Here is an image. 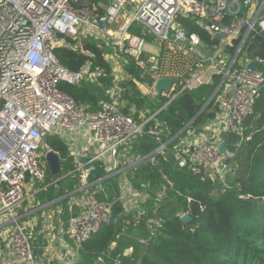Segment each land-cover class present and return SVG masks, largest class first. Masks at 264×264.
Listing matches in <instances>:
<instances>
[{"label":"built area","instance_id":"built-area-1","mask_svg":"<svg viewBox=\"0 0 264 264\" xmlns=\"http://www.w3.org/2000/svg\"><path fill=\"white\" fill-rule=\"evenodd\" d=\"M75 1L0 0V264H57L46 263L37 254L34 217H26L32 209L24 208L26 200L47 185L40 184L46 179V153L53 150L45 142L49 134L68 145L74 168L66 175L77 178L69 193L66 229L76 251L61 263L68 264L79 259L82 242L113 216V202L98 197L103 179L97 176L98 162L106 177H117L123 213L136 222L144 220L153 233L164 218L149 215L140 205L148 204L149 195L133 183L131 170L143 159L133 150L134 143L148 134L157 142L151 154H163L178 168L227 184V171L234 169L226 162L231 153L220 151L221 133L246 135L243 120L264 86V58L245 57L242 52L252 31H264V0H103L91 8ZM180 17L194 19L213 41L188 32ZM217 33L224 38H216ZM86 34L98 36V46L105 43L113 49L106 55L114 72L109 98L95 110L77 104L58 86L60 80L72 84L97 80L100 70L92 69L90 62L72 71L55 53L65 37L79 39ZM126 54L134 73L127 69ZM252 61L254 68L249 67ZM163 77L174 80L159 91L156 83ZM125 79L133 80L143 95L157 103L154 112L139 117L124 112ZM216 80L212 95L194 118L215 102L214 116L199 131L182 134L193 118L171 134L158 113L184 91ZM166 180L157 191L162 199L168 182L171 185ZM28 182L33 183V191Z\"/></svg>","mask_w":264,"mask_h":264},{"label":"trees","instance_id":"trees-1","mask_svg":"<svg viewBox=\"0 0 264 264\" xmlns=\"http://www.w3.org/2000/svg\"><path fill=\"white\" fill-rule=\"evenodd\" d=\"M100 1L103 0H76L75 3L91 8ZM180 20L188 32H197L204 41H213L194 19L180 17ZM98 41L99 37L92 34L79 39L67 36L64 42L55 46L59 61L67 69L79 70L88 61L92 69L100 70L94 81L81 80L75 84L64 80L58 82L60 89L77 104L90 110L97 109L102 100L109 98L108 90L114 81L113 68L106 57L113 49L105 43L98 46ZM84 50L92 54L88 55ZM242 52L245 57L264 58V31H252ZM125 57L128 60L127 69L134 73L131 56L126 54ZM216 83L217 80L184 91L167 110L158 113L159 120L164 122L171 134L182 130L194 118L212 95ZM123 84L128 87L124 93V112L139 117L140 114L154 112L158 107L157 103L143 95L133 80L125 79ZM215 109L214 102L213 108L195 117L182 134L190 130L199 131L203 123L214 116ZM243 124L247 127L243 137L226 131L221 133L227 143V151L231 153L229 166L234 169L227 184L219 178L194 173L187 167L178 168L163 154H151L157 142L148 134L134 143L133 150L143 159L131 170L133 183L136 188L148 192V214H159L164 218L153 233L144 220L136 222L131 214L123 213V203L117 200L120 194L117 177H106L105 168L98 162L97 176L103 178L98 197L113 202L112 214L116 221L104 222L97 232L82 242L75 264H94L110 251L113 255L121 252L119 263H114L112 256L107 264H264V86L253 111L244 118ZM45 142L60 158L62 178L54 180L47 166L46 179L40 184H47L43 190L47 198L42 201L66 195L68 189L63 177L74 168L69 147L58 135L49 134ZM66 177L71 180L70 186L74 187L76 176ZM166 178L171 185L168 182L162 199L157 191L167 181ZM60 200L65 227L70 214L69 197L64 196ZM184 212L190 216L186 222L181 217ZM141 237L150 240L143 243L139 240ZM39 239L42 238H35L36 245H40ZM129 247L131 252L124 254Z\"/></svg>","mask_w":264,"mask_h":264},{"label":"crops","instance_id":"crops-1","mask_svg":"<svg viewBox=\"0 0 264 264\" xmlns=\"http://www.w3.org/2000/svg\"><path fill=\"white\" fill-rule=\"evenodd\" d=\"M67 175H64V177H66ZM71 176V175H70ZM63 177V178H64ZM62 178V176L60 177ZM58 178V179H60ZM55 180V179H54ZM28 184L31 186L33 185L32 182H28ZM37 183L34 186V189L37 188ZM32 189H30L31 191H33V186H31ZM73 187V186H72ZM72 187L69 186L68 192L66 193V195L60 196V197H56L54 199L51 200H47V201H42L41 203L38 205H34L32 206V210L28 211V214L26 217H31L33 218L35 214H39L40 212L43 211V213L41 215H43V217L41 218H33L32 220L34 221V225L33 226H37V225H41V224H57V225H61L63 228L62 231H60V229H58L57 231L60 234H48L50 235V237L46 238L48 235L45 232V229L43 228L42 230H40V232L42 231L44 234V238H42L40 240V245H36L35 241H33L34 245L36 246V252L38 255H41V258L46 262V263H57V264H61L63 262H65L66 259H69L70 257L73 258V252L72 251H76L71 244H69V247L67 246L66 242L63 239V231H65L64 235L67 237V239L71 242L70 238L67 236L66 234V229H67V225H68V220L66 223V226L64 227V221L62 219V205L63 203H61V198L64 196L69 197V193L72 190ZM46 187H43L41 190L35 192V194L33 196H35L36 194H39L40 192H42ZM70 201V198H69ZM69 201H68V205H69ZM53 205H55V207H53ZM53 207V208H51ZM25 208V207H24ZM51 208V210H50ZM26 209V208H25ZM29 210V209H27ZM47 210H48V215H47ZM43 218V220H41ZM38 236H41L40 233H38ZM43 236V235H42ZM46 236V237H45ZM36 236L34 237L35 240ZM58 243L57 245L55 243ZM114 245V244H113ZM76 261H72L69 262L68 264H75Z\"/></svg>","mask_w":264,"mask_h":264},{"label":"rangeland","instance_id":"rangeland-1","mask_svg":"<svg viewBox=\"0 0 264 264\" xmlns=\"http://www.w3.org/2000/svg\"><path fill=\"white\" fill-rule=\"evenodd\" d=\"M112 61L114 62L115 70L119 71V64H118V62L115 59H112ZM226 175H227L226 178H225L226 179V182H229V180L231 178L229 171H227V174ZM63 181H64L65 186L67 188L71 185V180L69 178H67V177L65 178L64 177V180ZM37 184L39 185L40 183L37 182ZM42 194H44V195H42ZM45 198H47L46 197V193H45V191H42L39 194H36L35 196H32L28 200H26V202L24 204V207L26 209H30V208H32V206L40 204L41 203V200L42 199L44 200ZM140 205L143 208L149 207L148 204L145 205V201L144 202H140ZM53 207H55V205H53ZM53 207H51V208H53ZM51 208H50V210H51ZM42 213H43V211L40 212L39 214H35L34 215V218H38L39 219V218L43 217V215H41ZM48 214L49 213H48V210H47V215ZM41 220H43V218ZM43 228L45 229V232L48 235V234H60L61 232L59 233L57 230L60 229V231H62L61 228H63V227L61 225L52 224V223H49V224H41V225L33 226L34 236L44 238L43 232L42 231L40 232V230H42ZM38 233H40L41 236H38ZM64 233H65V231H63V239H64V241L67 244H72L67 239V237L64 235ZM48 237H50V235H48L46 238H48ZM55 244L57 245L58 243L56 242ZM120 253L121 252H119V253L116 252L113 255V253L110 251V252H108L107 255H103L102 258L97 259L94 264H107V263H109L111 261L112 256H113L112 259H113L114 263H119ZM122 253H123V251H122ZM39 256L41 257V255H39Z\"/></svg>","mask_w":264,"mask_h":264},{"label":"water","instance_id":"water-1","mask_svg":"<svg viewBox=\"0 0 264 264\" xmlns=\"http://www.w3.org/2000/svg\"><path fill=\"white\" fill-rule=\"evenodd\" d=\"M127 8L128 9L130 8V5L129 4L127 5ZM215 37L216 38H224V34L223 33H217V34H215ZM249 67H251V68H254L255 67L253 61L249 63ZM173 80L174 79L169 78V77L160 78L157 81V83H156V88L159 91H161L162 89H167L169 87L170 83ZM148 81H150V79H148ZM226 149H227V143L223 140L220 143V151L222 153H224L226 151ZM46 158H47V161H48L50 173L52 174L53 178L54 179L60 178L61 177V173H60L61 162H60V158H59L57 152L54 151V150L48 151L46 153ZM229 161H230V158L227 157L226 158V162L229 163ZM26 174H27V179H29L30 172L29 171H26ZM91 174H93V175L96 174L94 169H91ZM181 217H182V220L184 222H186L190 218V216L187 213L182 214ZM109 221L115 222L116 220H115L114 216H110Z\"/></svg>","mask_w":264,"mask_h":264}]
</instances>
